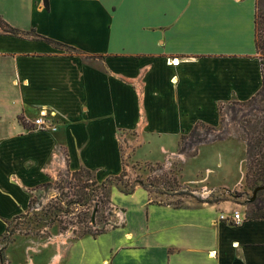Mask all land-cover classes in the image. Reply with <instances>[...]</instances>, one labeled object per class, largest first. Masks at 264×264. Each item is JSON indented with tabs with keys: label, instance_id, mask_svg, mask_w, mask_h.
Wrapping results in <instances>:
<instances>
[{
	"label": "crops",
	"instance_id": "obj_1",
	"mask_svg": "<svg viewBox=\"0 0 264 264\" xmlns=\"http://www.w3.org/2000/svg\"><path fill=\"white\" fill-rule=\"evenodd\" d=\"M47 3L0 0L2 24L21 33L0 26V238L60 176L83 171L102 181L119 175L122 150L132 152L133 162L170 169L186 137L199 129L219 133L221 109L249 102L262 87L256 0ZM42 110L47 116L39 127L33 120ZM208 147L195 146L184 160L185 166L198 161L195 171L206 174L183 181L180 171L181 183L211 192L242 186L245 148ZM111 199L117 219L110 229L96 236L60 233L42 252L35 239H21L7 247L6 256L12 247L14 256L5 260L264 264V220L251 219L235 202L156 203L142 188L112 192ZM232 211L241 223L220 219ZM17 250L26 258L19 261Z\"/></svg>",
	"mask_w": 264,
	"mask_h": 264
},
{
	"label": "rangeland",
	"instance_id": "obj_2",
	"mask_svg": "<svg viewBox=\"0 0 264 264\" xmlns=\"http://www.w3.org/2000/svg\"><path fill=\"white\" fill-rule=\"evenodd\" d=\"M259 2V13H262L264 0H259ZM259 30L261 41L264 37L263 24H260ZM258 56L262 64L264 83L263 48L259 51ZM220 116L225 126L224 129L222 128L224 131L219 130V133L209 136L207 131L199 129L198 134L186 137L185 140L182 139L181 148L178 150L180 157L172 160L173 165L170 169L164 168L160 164L133 162L132 152L129 155L128 150L125 149L121 151L124 170L117 176H111L102 181L92 179V176L86 172H82L79 176H60L52 183L48 192L45 190L44 195L42 193V195H35L32 198L30 209L26 214L9 222L6 232L0 238V247H3L0 252L1 260L5 262L9 255L14 256L13 247L10 248L7 256L5 250L10 244L21 239H35L37 241L35 246L42 252L44 251L42 244L46 240L54 239L60 233L72 231L74 237H79L86 231L93 232L100 228L110 229L117 219V216L115 217L113 213L109 212L117 205L111 199L112 192L124 194V191L142 188L147 192L151 201L176 206L187 203L230 201L237 203L239 208L251 218L256 210L254 205L249 202L253 189L249 188L245 181L239 188L214 192L198 184L184 186L181 183L180 171L184 174L183 181L203 177L206 174L204 171H195L194 166L199 163L198 161L184 165V160H187L188 156L194 155L195 146L202 149L215 146V149L218 150L219 144H238L246 150V169L251 162L255 164L263 160L264 84L260 92L249 102L221 109ZM212 137L217 139L209 142L213 145L202 144ZM183 143L189 147L186 148L187 151L182 145ZM141 149L145 150L143 147ZM236 155H239L238 151ZM155 157H158V154ZM201 163L202 161H200ZM200 164L197 166H201ZM182 166H184L183 170ZM49 194L51 198H49ZM257 197L264 199V191L259 192ZM108 219L112 220V223L107 224ZM15 256L19 261L26 258L22 250H17ZM11 264L15 263L11 262Z\"/></svg>",
	"mask_w": 264,
	"mask_h": 264
},
{
	"label": "trees",
	"instance_id": "obj_3",
	"mask_svg": "<svg viewBox=\"0 0 264 264\" xmlns=\"http://www.w3.org/2000/svg\"><path fill=\"white\" fill-rule=\"evenodd\" d=\"M44 5L47 8V6H48L47 0H44ZM259 5H260L259 0H256L255 32H256V48H257V52L258 53H259V51L262 48L264 49V37L262 38L261 41H260V38H259L260 37L259 26H260V24H263V26H264V11L262 13H259ZM0 26L4 27V31L7 32V33H10V34H13V35H20L21 34L18 30H15V29H12V28H9V27L5 28V26H4V24H2L1 20H0ZM42 39L44 41H46V42L52 43V41L47 39V38H42ZM260 63H261V61H260ZM261 71H262V64H261ZM263 84L264 83H263V72H262V86H263ZM19 120L22 122V124H24V120H22V118H19ZM262 148L264 150V146H262ZM262 159H263L262 161L257 162L255 164L253 162H251L250 165H248V168L246 169L247 172L245 174V183H246V185L249 186V188H251L253 190L256 187H258V186H263L264 185V151L262 153ZM123 170H124V168H123ZM123 170H122V172H123ZM82 172L83 171L76 172V173L73 174V176L74 175L75 176H77V175L79 176ZM132 191L133 190H128V191H124L123 193L125 195H127V194L132 193ZM262 191H264V190H262ZM262 191H260V193ZM106 201L108 203L107 197H106ZM31 203H32V201H31ZM31 203H30V205H31ZM251 204H253L254 207L256 208V210H255L253 216L251 217V219H253V220H264V199H260L256 195V198L254 199V201ZM102 232H104V228L96 229L93 232L86 231L81 236L86 235V234L91 235V236H96V235L101 234ZM0 261H1V258H0Z\"/></svg>",
	"mask_w": 264,
	"mask_h": 264
},
{
	"label": "built area",
	"instance_id": "obj_4",
	"mask_svg": "<svg viewBox=\"0 0 264 264\" xmlns=\"http://www.w3.org/2000/svg\"><path fill=\"white\" fill-rule=\"evenodd\" d=\"M177 62H178V59L176 58L171 61L172 64H176ZM46 116H47V112L45 110L40 111L39 115L33 120V124L39 127L45 126ZM110 213L112 214V212ZM230 213H231L230 216H224L223 214H220V219L227 220V221L230 220L231 221L230 223L232 224H239L242 222L241 214L238 211H232ZM107 224H110V222H107ZM2 248L0 247V251L2 250ZM0 264H8V262L6 260L5 262L1 260Z\"/></svg>",
	"mask_w": 264,
	"mask_h": 264
},
{
	"label": "water",
	"instance_id": "obj_5",
	"mask_svg": "<svg viewBox=\"0 0 264 264\" xmlns=\"http://www.w3.org/2000/svg\"><path fill=\"white\" fill-rule=\"evenodd\" d=\"M262 190H264V185H263V186H258V187H256V188L252 191V196H251L249 202L252 203V202L254 201V199L256 198L257 193L260 192V191H262Z\"/></svg>",
	"mask_w": 264,
	"mask_h": 264
}]
</instances>
